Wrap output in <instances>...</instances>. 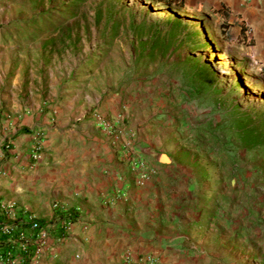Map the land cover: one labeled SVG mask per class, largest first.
Segmentation results:
<instances>
[{
	"label": "rangeland",
	"instance_id": "rangeland-1",
	"mask_svg": "<svg viewBox=\"0 0 264 264\" xmlns=\"http://www.w3.org/2000/svg\"><path fill=\"white\" fill-rule=\"evenodd\" d=\"M169 2L0 0V201H14L18 213L26 207L43 222L58 221L20 204L34 191H23L22 175L10 178L14 171L7 167L8 150H17L14 138L31 132L28 170L33 171L31 166L42 160L46 134L58 119L68 126L93 119L112 135L115 155L128 168V175H120L131 182L130 188L143 186L154 173L152 157L136 140L137 131L128 127L124 106L118 113L104 108L109 97L127 91L123 103H130L133 110L141 106L147 110L151 126L147 136L164 150L174 146L179 152L176 163L198 167L201 181L210 182L208 189L198 188L197 193L211 205L212 222L220 233L210 236L205 219L196 238H213L215 264H264V228L251 229L256 215L245 211V194L255 176L259 151L246 150L237 131L242 111L264 97V77L257 62L241 58L243 47L224 36L217 18L201 25L202 19L183 11L178 0ZM196 25L202 35L189 37ZM204 40L215 45L203 47ZM196 82L203 87L199 104L193 93L183 90ZM257 84L262 85L254 90ZM136 91L144 96L137 97ZM133 117L138 122L141 116ZM160 117L165 119L163 130L155 123ZM102 120L112 126L101 124ZM174 132L177 138L171 137ZM36 147L40 158L34 156ZM128 151L151 169L150 178L141 185L132 181ZM130 188L127 198L119 201L127 211L133 207L127 204ZM46 191L54 196L52 187ZM103 195L101 201L113 206ZM55 202L51 198L52 211ZM225 242L234 245L230 253L221 248ZM203 251L209 255L207 248ZM75 258L81 255L76 253Z\"/></svg>",
	"mask_w": 264,
	"mask_h": 264
},
{
	"label": "crops",
	"instance_id": "crops-1",
	"mask_svg": "<svg viewBox=\"0 0 264 264\" xmlns=\"http://www.w3.org/2000/svg\"><path fill=\"white\" fill-rule=\"evenodd\" d=\"M178 1H183V11L195 17L206 21L217 18L224 36L243 47L241 58L257 62L264 77V0ZM202 88L196 82L183 90L193 93L199 104L203 100ZM139 91L135 95L143 97V94L138 95ZM127 95V91H121L109 97L104 108L118 113L124 106L123 115L129 117L128 127L137 131L136 140L151 155L154 164L152 177L143 186L130 188L127 204L133 206L132 210L127 211L124 202L108 206L101 201L102 195L116 184L117 176L128 175V168L115 155L112 135L93 119L71 126L58 119L46 134L42 160L31 166L33 171L28 170L32 161L29 153L32 133L14 138L16 151L19 148L20 151L15 156L13 147L8 150L7 167H12L8 168L9 172L14 171L10 178L15 179L20 173V187L25 192L33 190L35 194L20 204L52 219L67 211L77 215L65 251L62 244L57 247L59 255L54 258L57 261L47 255L42 261L44 264H134L139 256L156 253L163 264H215L217 253L213 249V238H196L202 232L205 219L210 236L217 237L220 233L212 222L211 205L204 203L197 193L198 188L208 189L210 182L201 181L199 177L203 173L198 167L176 163L179 152L174 146L164 150L147 136L151 127L147 110L145 106L133 110L130 103H123ZM133 114H140L138 122ZM155 123L158 129H164V117L156 118ZM194 132L198 133L197 127ZM176 134L171 133V137L177 138ZM49 187L54 196L47 193ZM51 198H55L61 208L52 211ZM56 233H60V227L54 229L52 235ZM221 246L225 253H230L229 247L234 248L226 242ZM204 248L209 250L208 256ZM76 253L81 259L75 258ZM60 256L62 260L69 259L62 262ZM226 260L228 257L223 259Z\"/></svg>",
	"mask_w": 264,
	"mask_h": 264
},
{
	"label": "built area",
	"instance_id": "built-area-1",
	"mask_svg": "<svg viewBox=\"0 0 264 264\" xmlns=\"http://www.w3.org/2000/svg\"><path fill=\"white\" fill-rule=\"evenodd\" d=\"M101 124L111 127L112 124L100 121ZM34 156L40 158L38 147ZM126 160L131 166L132 181L141 185L151 176V169L143 159L125 153ZM131 182L123 176L116 177V184L103 195L104 201L115 205L127 198ZM53 206L61 208L59 202ZM58 221L43 222L35 213L29 212L26 207L18 213L14 201H0V264H40L44 256L57 258L58 246L67 241V235L72 229V222L66 218H57ZM60 227L59 234L52 232ZM134 264H163L158 254L149 253L139 256Z\"/></svg>",
	"mask_w": 264,
	"mask_h": 264
},
{
	"label": "trees",
	"instance_id": "trees-1",
	"mask_svg": "<svg viewBox=\"0 0 264 264\" xmlns=\"http://www.w3.org/2000/svg\"><path fill=\"white\" fill-rule=\"evenodd\" d=\"M169 3H175L177 0H169ZM181 7H184L183 1L179 2ZM177 19V18H176ZM179 20V21H178ZM177 20V25L181 24V19ZM205 20H200V24L204 25ZM173 24V22H172ZM200 36L202 32L198 29V25L194 27L192 33L188 36ZM214 46V42L206 40L201 43L203 47ZM240 84V82L238 83ZM262 84L254 85L255 88ZM259 103L253 105L247 110H243L238 119L237 131L238 138L248 151H259V163L256 165L255 176L251 182L248 183L249 188L245 194V199L248 208H245L248 216L256 215L255 219L251 220L250 228L253 230L264 228V97L256 98ZM251 204L249 205V203ZM64 218L75 221L76 213L65 212L62 215Z\"/></svg>",
	"mask_w": 264,
	"mask_h": 264
}]
</instances>
